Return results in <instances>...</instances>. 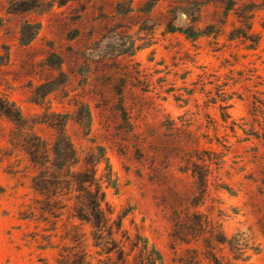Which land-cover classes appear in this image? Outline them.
I'll list each match as a JSON object with an SVG mask.
<instances>
[{
    "label": "rangeland",
    "instance_id": "rangeland-1",
    "mask_svg": "<svg viewBox=\"0 0 264 264\" xmlns=\"http://www.w3.org/2000/svg\"><path fill=\"white\" fill-rule=\"evenodd\" d=\"M230 4L0 0V97L36 122L70 115L76 148L104 149L109 172L103 164L97 176L113 218L145 238L162 264H179L187 248L175 222L186 211L219 219L225 236L248 243L245 264H264V11L246 31L239 17L250 0ZM86 109L87 129L74 122ZM10 128L0 117V264H56L57 250L44 248L50 223L22 220L38 194L24 176V155L7 145ZM37 132L50 135L44 125ZM182 149L224 154L219 172L210 166L203 203L180 172ZM186 227L192 233L193 218Z\"/></svg>",
    "mask_w": 264,
    "mask_h": 264
},
{
    "label": "trees",
    "instance_id": "trees-1",
    "mask_svg": "<svg viewBox=\"0 0 264 264\" xmlns=\"http://www.w3.org/2000/svg\"><path fill=\"white\" fill-rule=\"evenodd\" d=\"M232 7L236 0H230ZM230 4V5H231ZM252 7L240 16L243 29L251 30V20L257 10L264 11V0L260 8ZM259 7V6H258ZM228 11L232 8H227ZM219 107L223 122L229 119L225 112L229 108L227 98L221 97ZM254 110L259 112V101H254ZM258 104V105H257ZM49 118L40 121L27 118L8 97H0V117L6 120L9 130L7 145L17 148L27 164L24 176L31 189L38 194L35 206H28L22 220L50 223L52 234L45 247L57 250L56 264H162L160 253L139 234L133 237L122 226V217L113 218V211L105 200L102 177L97 173L101 165L109 172V164L102 147L78 150L67 134L70 115L52 112ZM90 115L74 121L81 127H89ZM44 125L49 137L37 132ZM40 130V129H39ZM217 145L226 148L216 137ZM0 148V163L4 155ZM181 173H189L195 181L196 194L203 203L208 193L210 166L219 172L224 165V154L216 150H181ZM221 190L226 189L217 185ZM176 223L183 235L177 237L187 248L179 257V264H229L241 260L249 261L250 250L239 234L225 236L219 219L205 217L202 213L175 214ZM194 219L195 228L185 235L186 225ZM184 226V228H183ZM54 239H58L55 242ZM228 256L230 258H228Z\"/></svg>",
    "mask_w": 264,
    "mask_h": 264
}]
</instances>
